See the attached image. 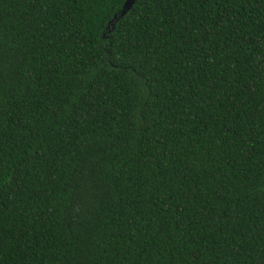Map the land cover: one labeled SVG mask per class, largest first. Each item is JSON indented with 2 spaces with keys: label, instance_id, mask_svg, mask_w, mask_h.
I'll use <instances>...</instances> for the list:
<instances>
[{
  "label": "trees",
  "instance_id": "16d2710c",
  "mask_svg": "<svg viewBox=\"0 0 264 264\" xmlns=\"http://www.w3.org/2000/svg\"><path fill=\"white\" fill-rule=\"evenodd\" d=\"M0 0V264H264V0Z\"/></svg>",
  "mask_w": 264,
  "mask_h": 264
},
{
  "label": "water",
  "instance_id": "95a60500",
  "mask_svg": "<svg viewBox=\"0 0 264 264\" xmlns=\"http://www.w3.org/2000/svg\"><path fill=\"white\" fill-rule=\"evenodd\" d=\"M135 0H125L124 5L118 15L115 16L114 20L118 17L124 16L133 6Z\"/></svg>",
  "mask_w": 264,
  "mask_h": 264
}]
</instances>
